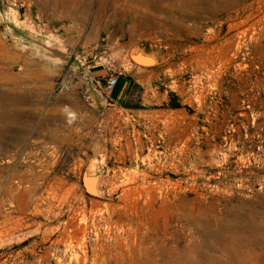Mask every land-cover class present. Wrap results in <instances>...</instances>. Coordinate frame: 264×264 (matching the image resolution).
Here are the masks:
<instances>
[{"label":"rangeland","instance_id":"obj_1","mask_svg":"<svg viewBox=\"0 0 264 264\" xmlns=\"http://www.w3.org/2000/svg\"><path fill=\"white\" fill-rule=\"evenodd\" d=\"M77 1L0 0V264H264V0Z\"/></svg>","mask_w":264,"mask_h":264},{"label":"bare ground","instance_id":"obj_2","mask_svg":"<svg viewBox=\"0 0 264 264\" xmlns=\"http://www.w3.org/2000/svg\"><path fill=\"white\" fill-rule=\"evenodd\" d=\"M124 1L128 2L127 0ZM149 2L150 0L142 1V3L145 4ZM242 2L244 4V1L242 0H156L155 7H157V9H155L154 12H145L144 16H142L143 20L140 23L141 29L143 28L144 21L147 23L149 22L151 28L142 29L143 31L141 34H145V37L148 38L150 37L151 29L160 25L164 28L178 29L180 27L183 28L185 25L194 28V25H188L189 21L198 20L202 22L209 20L215 22L219 20L221 15L227 14V17L223 20L224 27L227 29L226 35L233 32L236 34L230 37H226V35L223 36V29L220 30L218 34H215L216 39L222 36L223 41L219 46H221L220 49L223 51L224 56H227L235 51V46L237 45L236 37L241 35L245 37V34L247 33V30L241 31V26L251 17L252 14H248L246 12L247 10L243 11L239 7L240 5L243 6V4H241ZM64 5L71 12L82 8L77 0H69V2H66ZM233 13H235L236 16H231ZM201 28L202 27L199 24H196L197 30H201ZM239 30L241 32H239ZM197 34L200 36V33ZM216 48H218V45H214L211 50H216ZM197 49L199 50V48ZM200 51L201 53H204L207 49L203 46ZM86 188L92 190L93 185L90 184L89 187L86 185ZM259 256L260 255L254 256V260L257 258V261L260 262L261 258ZM232 262H236V260L234 258L229 259L228 263L230 264ZM224 264H226V262Z\"/></svg>","mask_w":264,"mask_h":264},{"label":"built area","instance_id":"obj_3","mask_svg":"<svg viewBox=\"0 0 264 264\" xmlns=\"http://www.w3.org/2000/svg\"><path fill=\"white\" fill-rule=\"evenodd\" d=\"M116 84H117V79L116 78L109 79L108 82H107L108 90H113Z\"/></svg>","mask_w":264,"mask_h":264},{"label":"crops","instance_id":"obj_4","mask_svg":"<svg viewBox=\"0 0 264 264\" xmlns=\"http://www.w3.org/2000/svg\"><path fill=\"white\" fill-rule=\"evenodd\" d=\"M122 83V87L121 89L118 91V92H114V95L117 97V98H120V96L122 95V93L124 92L125 90V87H126V83L123 82V81H120Z\"/></svg>","mask_w":264,"mask_h":264},{"label":"trees","instance_id":"obj_5","mask_svg":"<svg viewBox=\"0 0 264 264\" xmlns=\"http://www.w3.org/2000/svg\"><path fill=\"white\" fill-rule=\"evenodd\" d=\"M117 83H118V81H117ZM116 85H117V84H116ZM116 85H115V87H116ZM115 87H114V88H115Z\"/></svg>","mask_w":264,"mask_h":264}]
</instances>
